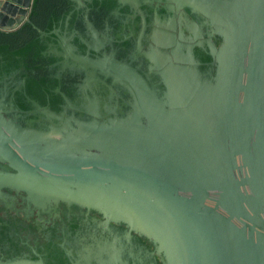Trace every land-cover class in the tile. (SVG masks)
Here are the masks:
<instances>
[{
    "label": "water",
    "instance_id": "1",
    "mask_svg": "<svg viewBox=\"0 0 264 264\" xmlns=\"http://www.w3.org/2000/svg\"><path fill=\"white\" fill-rule=\"evenodd\" d=\"M232 1L239 10H211L223 37L213 85L180 96L162 134L141 126L138 104L125 118L72 116L47 131L0 109V160L17 170L5 185L126 223L166 264H264V0ZM32 2L0 0V31L29 23Z\"/></svg>",
    "mask_w": 264,
    "mask_h": 264
},
{
    "label": "flooded vegetation",
    "instance_id": "2",
    "mask_svg": "<svg viewBox=\"0 0 264 264\" xmlns=\"http://www.w3.org/2000/svg\"><path fill=\"white\" fill-rule=\"evenodd\" d=\"M57 2L58 17L45 18L50 27L35 28L48 69L0 72L2 114L23 129L47 131L72 116L125 118L138 104L141 126L150 121L168 131L171 112L184 110L177 101L214 83L223 37L211 10H239L232 0ZM114 64L135 72L149 92ZM7 174L17 170L0 160V264H166L156 244L128 224L75 204L32 200L5 185Z\"/></svg>",
    "mask_w": 264,
    "mask_h": 264
},
{
    "label": "trees",
    "instance_id": "3",
    "mask_svg": "<svg viewBox=\"0 0 264 264\" xmlns=\"http://www.w3.org/2000/svg\"><path fill=\"white\" fill-rule=\"evenodd\" d=\"M57 1L33 0L29 23L23 24L13 32L0 31V72L21 68L22 66L26 69L30 66L36 71H46L48 69L47 63L43 61L45 45L35 28L45 31L46 27H50L49 20L46 21L45 18L49 14H51V20L58 17L57 10H61V8ZM67 3L70 4L68 0ZM34 82L36 81L34 80ZM29 83L30 78L27 79V84L30 85Z\"/></svg>",
    "mask_w": 264,
    "mask_h": 264
}]
</instances>
